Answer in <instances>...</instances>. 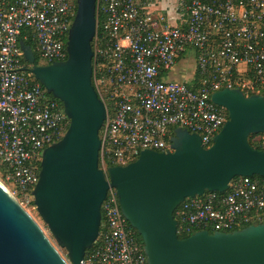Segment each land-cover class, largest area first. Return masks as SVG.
<instances>
[{
	"label": "built area",
	"instance_id": "built-area-1",
	"mask_svg": "<svg viewBox=\"0 0 264 264\" xmlns=\"http://www.w3.org/2000/svg\"><path fill=\"white\" fill-rule=\"evenodd\" d=\"M77 1L0 0V164L23 207L35 205L42 153L64 136L70 120L63 103L22 69L20 42L31 39L46 64L66 60ZM168 1L97 0L93 84L107 107L100 132L105 172L146 149L172 151L178 127L210 147L228 120L212 94L227 86L246 95L264 89V0H174L181 14L175 25L155 15L156 6ZM188 49L197 58V88L194 82L164 79ZM254 141L264 147V133ZM175 218L179 235L264 223V177L240 176L224 193L188 197ZM137 233L111 187L100 234L82 264H148Z\"/></svg>",
	"mask_w": 264,
	"mask_h": 264
},
{
	"label": "water",
	"instance_id": "water-1",
	"mask_svg": "<svg viewBox=\"0 0 264 264\" xmlns=\"http://www.w3.org/2000/svg\"><path fill=\"white\" fill-rule=\"evenodd\" d=\"M77 3L66 60L37 64L31 45L20 42L22 69L63 103L70 123L64 136L44 149L33 190L52 238L0 181V264H82L100 234L111 187L142 238L148 264H264V223L181 238L175 218L188 197L224 193L236 177H264V149L250 141L251 135L264 133V95L228 86L218 90L212 100L228 111V120L210 147L200 135L178 127L172 151L146 149L105 172L100 132L107 107L93 84L97 0Z\"/></svg>",
	"mask_w": 264,
	"mask_h": 264
},
{
	"label": "crops",
	"instance_id": "crops-1",
	"mask_svg": "<svg viewBox=\"0 0 264 264\" xmlns=\"http://www.w3.org/2000/svg\"><path fill=\"white\" fill-rule=\"evenodd\" d=\"M176 4L177 3L174 0H169L168 3L166 2L162 5L156 6L157 11L155 12V15L164 17L171 25L180 23L181 14L177 9ZM198 72L195 52L188 49L178 56L176 65L163 74L165 80L192 83L198 76Z\"/></svg>",
	"mask_w": 264,
	"mask_h": 264
},
{
	"label": "rangeland",
	"instance_id": "rangeland-1",
	"mask_svg": "<svg viewBox=\"0 0 264 264\" xmlns=\"http://www.w3.org/2000/svg\"><path fill=\"white\" fill-rule=\"evenodd\" d=\"M39 63L40 64H46V61H44L42 59H39ZM174 81H176V80H174ZM0 181L9 189V191L11 193L14 191L15 187L12 185V183L10 181H8L5 178L4 169H3V166L1 164H0ZM17 197L21 201V197L18 196V195H17ZM33 201H34V198H33ZM24 208L39 223V225L44 229V231L47 233V235L52 238L51 232H50L49 228L47 227V225L45 224V222L43 221V219L41 218L40 214L38 213L36 206L33 205V204H29V205H25ZM59 250L61 251V253L63 255L66 256V251L65 250H63L61 248H59Z\"/></svg>",
	"mask_w": 264,
	"mask_h": 264
},
{
	"label": "trees",
	"instance_id": "trees-1",
	"mask_svg": "<svg viewBox=\"0 0 264 264\" xmlns=\"http://www.w3.org/2000/svg\"><path fill=\"white\" fill-rule=\"evenodd\" d=\"M26 41V43L27 44H29V45H31V47L34 49L35 48V46H34V43H33V41L31 40V39H28V40H25ZM36 58H37V64H40L39 63V59H40V56H38L37 54H36ZM199 73V72H198ZM200 77V73L198 74V76L196 77V79H194V87H198V81H199V78ZM250 93V95L251 94H256V92L255 91H251V92H249ZM260 94H263L264 95V89L263 90H261L260 91ZM50 96L51 97H54V96H52L51 94H50ZM174 131H175V128L173 129V131H172V133H174ZM256 136V134H253V135H251L250 136V141H251V143H252V145L255 147V148H258V149H264V147H262V146H260L258 143H256L255 141H254V137ZM236 178H238V177H236ZM138 234V233H137ZM188 236H190V234H180V237L181 238H185V237H188ZM138 237H139V239H141V241H142V238H141V236L138 234Z\"/></svg>",
	"mask_w": 264,
	"mask_h": 264
}]
</instances>
